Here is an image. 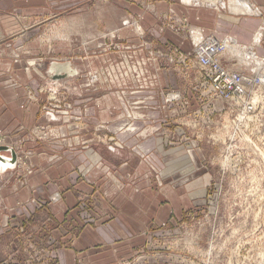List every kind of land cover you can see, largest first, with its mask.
I'll return each mask as SVG.
<instances>
[{"label": "rangeland", "instance_id": "rangeland-1", "mask_svg": "<svg viewBox=\"0 0 264 264\" xmlns=\"http://www.w3.org/2000/svg\"><path fill=\"white\" fill-rule=\"evenodd\" d=\"M97 1L105 2L102 3L107 12L105 18L97 14L96 4L85 6L79 13L84 15L87 22L83 38L90 39L82 40V36L65 39V31L70 36L78 34L77 19L71 18L75 16L72 11L53 10L50 17L38 20L34 29H27V33L34 32L32 43L36 42V51L33 55L21 54L22 65L16 67L18 72L25 70L26 76L28 70L31 71L27 81L11 75L10 70L3 73L8 77L2 82L3 89L25 91L23 105H35L39 122L29 127L14 128L10 132H0L1 155L11 159L13 150L17 164L16 168L0 178V264H61L62 256L67 253L69 264H264V108L262 104L254 103V106L252 103L253 95L260 90L259 84L255 82L247 90L249 95L241 104L235 96L232 100L223 102L217 99L211 102L205 91L197 86L199 73L192 55L194 48L191 52H184L170 46L167 47L166 59L172 64L168 70L174 73L175 81L170 86L174 88L167 91L162 87V74L166 68L159 71L154 64L148 71L145 67L137 70L140 79L136 89L120 85L116 81L115 67L124 66L127 53L138 55L144 52V56L149 58L146 61L158 62L164 51L155 50L154 46L150 49L142 42L127 46L122 42V37L113 38L112 16L109 14L111 1ZM246 1L254 8L261 9L259 16L257 13L243 16L230 12L229 0H220V5L217 3L216 7L210 4L205 6L223 17L220 22L214 14L217 24L212 23L211 26L212 32L223 38L211 37L223 41L236 36L241 42L239 45L245 47L248 54L251 52L264 60V38H261L260 44L253 40L247 42L238 36L233 27L234 19L238 26L244 20L255 19L259 21L255 22L259 27L252 29L254 33L264 24V0ZM183 2L180 0L181 4ZM151 5L144 6L150 9ZM64 19L68 20L69 25L62 28ZM165 20L164 16L159 19L160 28ZM123 24L128 26L129 23L123 21ZM134 24L129 25L131 28L127 27L133 34L136 33ZM155 40L161 44V40ZM257 47L262 49L261 54ZM22 48L24 51V46L15 51L16 57ZM235 55L241 57V62ZM227 56L225 65L240 66L248 74L255 72L256 63L247 62L237 51L230 50ZM71 61L81 69L79 76L58 79L62 84L54 85L55 90H51L50 79L45 74L48 68L62 67ZM144 62L140 58L137 64L142 66ZM37 81L39 85L34 90L31 83L35 85ZM154 91L159 92L161 105L155 100V107L149 106L151 98L146 100L141 97L140 101L135 102L130 100L132 93L139 95ZM191 92L194 98L189 97ZM111 94H115V98ZM97 101L103 103L101 110ZM138 105V109L146 107L151 112L157 111V115L148 117L146 113H140V118L133 117L135 110L132 109ZM124 106L129 111L128 116ZM200 108L203 110L199 111ZM89 109L91 116L87 115ZM46 114H56L61 123L43 124L41 115ZM118 114H125L126 118L119 119ZM59 127L67 128L65 137L58 133ZM68 138L69 141L77 140L67 144L65 141ZM155 140L157 146L154 145ZM148 141H152L156 147L154 150L142 148L138 151L133 148ZM122 143L129 146L124 152L125 161L132 162L131 159L135 158L153 166L155 200L147 195L142 196L146 206L140 209V213L143 212L147 218L145 228H134L129 232L126 229L120 242L115 244L113 240L108 243L98 241L96 247L89 246L81 251L72 249L73 242L84 234L86 238L90 232H94L99 237L100 231L109 232L116 225V218L121 215L114 206L115 200L104 197V200H97L91 196L80 202L83 211L102 207L99 209V221L96 220L92 228L86 227L85 223L93 221V217L87 215L81 218L86 227H80L85 231L81 235L74 224V228L70 229L69 220L57 218L56 208L63 194L61 189L47 195L44 203H38L37 186L41 184V176L49 168H54L50 164L62 162L60 158L76 162L77 157L72 151L81 154L83 160H78L73 171L63 176L59 170V178L49 177L47 185H58L56 181L69 176L73 180L85 181L90 171L95 172L92 175L100 180H110L112 175L132 174L134 168L127 166L126 169L123 162H113L111 169L105 165L106 151H122ZM44 159L49 161L44 162ZM130 164L127 162V165ZM178 166L182 167L181 175L174 168ZM36 180L40 183L34 184ZM96 190L102 193L101 187ZM167 190H175L174 198L167 196ZM7 191L16 196L22 195V192L29 194L26 202L16 205L25 214L19 212L10 217V207L6 206L8 203L4 196ZM34 206L40 210L38 215L31 213ZM60 226L64 228L60 229ZM77 256L84 259L76 260Z\"/></svg>", "mask_w": 264, "mask_h": 264}, {"label": "crops", "instance_id": "crops-1", "mask_svg": "<svg viewBox=\"0 0 264 264\" xmlns=\"http://www.w3.org/2000/svg\"><path fill=\"white\" fill-rule=\"evenodd\" d=\"M111 1V16H112V30H113V38L114 36L117 38L122 37V42H124L127 46H133L138 42H142V44H147V46L150 47L154 46L155 50L160 49V51L163 49V55L160 59V61H146L149 59L148 57L144 56V52L139 53L138 55H135L133 53H127L125 57V63L124 66L122 65L115 67V74H116V81L119 82L120 85H124V87H131L130 89H136L135 87L139 84L138 79H140L139 74L137 73V70L140 67H145L148 71V69L151 68V66L154 64L155 69H165L162 74V81L161 85L163 88H165L167 91L170 87L174 84L173 80L175 78L174 73L170 72L168 70L172 64L171 62L166 59V51L167 47L170 46H176L181 51L184 52H191L195 46L196 40L199 38H206L210 36H215L216 38L222 39L223 37H220L216 34V32H212V23L217 24V19L222 22L223 17L215 10L205 8V6L202 7V5H198L196 3H192L191 1L186 3L183 2L180 3V0H110ZM193 1V0H192ZM105 2H99L97 0H0V132H10L12 130H15L14 128H22V126H31L33 123L39 122V112L35 111L34 106H27L25 107L24 104V92L25 91H11V90H4L2 86V82L7 80L8 77L4 76L3 73H6L10 70L11 75L22 77L24 79V82L27 81V77L29 78L30 70H28V76L25 75L24 71L18 72L16 70L17 66H21L22 62L20 59L21 54L23 55H33L34 51H36V42L32 43V38H34L32 35L34 32L30 31V33H27L28 30L34 29L36 25H38V20L42 18H48L52 15L53 10L57 11H72L74 12L75 16H71V18L77 19V35H71L68 31H63L65 39H75L74 36L81 37L82 40H87L90 38H83L84 34V25L87 23L86 18L83 14H79L81 11L84 10L85 6H92L93 4H96L97 6V14L105 18L107 15L106 10L104 9L105 5L102 4ZM190 3V4H189ZM250 3V2H249ZM151 5L150 9H147L144 5ZM193 4V5H192ZM142 5L143 7L139 6ZM251 5V3H250ZM251 7L257 11L258 14L261 13V9L254 8V6L251 5ZM150 10V11H149ZM7 14H11L12 16H7ZM214 14L217 15L214 18ZM166 19L163 23V27L160 28V22L159 19L163 18ZM221 16V17H220ZM245 16V15H243ZM68 18V17H67ZM129 23L128 26L122 23ZM130 21V22H129ZM106 22V21H105ZM135 22V24H134ZM255 22L259 21L252 19L251 21H248V19L243 21L241 24L236 25L234 23V28L236 29V32H238V36H241L245 39V41L249 42L250 40L256 41L257 35H259V42L261 43V38L264 37V24L260 27V30L256 31L258 25L255 24ZM159 23V24H157ZM130 24H134V29L136 30V33L133 34L130 29H127ZM69 25L68 20L64 22L62 21L61 27L65 28ZM157 25L159 27H157ZM242 25V26H241ZM212 26V27H211ZM255 29L254 33L252 29ZM26 28L25 30L21 31L20 29ZM131 28V27H129ZM17 29L18 31L14 32V30ZM90 30V28H88ZM19 30L21 32H19ZM263 31V32H262ZM132 32V33H131ZM226 32V31H225ZM260 32V33H259ZM258 33V34H257ZM17 34V35H16ZM240 34V35H239ZM263 36H262V35ZM138 36V37H137ZM201 36V37H200ZM234 37V36H233ZM161 40V44L156 41L155 39ZM236 38V36H235ZM238 41V37L236 38ZM64 41V40H63ZM257 42V41H256ZM29 43V44H26ZM254 43V42H253ZM68 45V44H66ZM7 46L12 47L10 49L7 48ZM21 46H24V51H28L29 53H24L23 48L20 50L19 56L17 57L14 55L17 49H19ZM259 53H262V49L260 47H257ZM256 48V49H257ZM54 49V47H53ZM45 50V49H41ZM63 53H66V51H62ZM160 52V53H162ZM115 54V53H114ZM181 54V53H180ZM36 55L38 56L39 53L36 52ZM159 57V58H160ZM143 59L145 60L144 65L138 66V60ZM166 60H168V63ZM74 62V61H73ZM68 62L66 65H63L62 67H55L53 65L52 69L48 68V71L45 73L49 81V86L51 87V90L54 89V85L62 84L61 82L57 81L58 79H65L67 77H73L75 78L79 76L81 69L78 68V65ZM75 64V65H74ZM157 64V65H156ZM158 67V68H157ZM55 70L59 71V75H62V77H55ZM23 75V76H22ZM139 77V78H138ZM32 86H34V90L38 88L39 82L37 81L34 85L33 82L31 83ZM118 84V85H119ZM120 87V86H119ZM159 92H147L145 94H134L132 93L130 100L132 101H140L141 97L144 99L151 98L152 102L148 103L149 106L155 107V100L159 103L158 105H161L160 101V95H158ZM189 97H193V93H189ZM110 96H113L115 98V94H111ZM149 96V97H148ZM158 98V99H157ZM98 103L100 101H97ZM149 102V101H148ZM117 103L119 104V101L117 100ZM100 105V106H99ZM99 109L101 110L103 107V103L98 104ZM122 109V106L119 105ZM148 107V106H147ZM25 108H29V110H26ZM124 110L126 111V116H128L129 111L124 106ZM137 108V109H136ZM139 105L135 107V110L132 112V116L140 115V113H146V116L148 117H155L154 115H157V111H149L146 107H141L140 109ZM154 109V108H153ZM151 109V110H153ZM156 109V108H155ZM95 111V109H94ZM148 111V112H147ZM91 109H89L87 115L91 116L92 114ZM105 114V113H102ZM125 114L120 116L118 114L119 119H124ZM56 114H46L41 115L42 120L41 122L43 124H59L61 123V119L58 118V116H55ZM45 119H44V118ZM140 118V117H139ZM89 121V119H87ZM96 120V119H95ZM158 120V119H155ZM154 120V121H155ZM46 121V122H44ZM127 121V120H126ZM126 121H123L126 122ZM90 122V121H89ZM122 123V124H123ZM121 124V122H119ZM120 126V125H119ZM66 127H59L57 130L58 133H60V136L65 137L66 136ZM139 132L138 135H140L139 129H137ZM77 139H71L65 141V143L68 144L76 141ZM154 145H156V140L154 141ZM157 144H159V141H157ZM152 145V141L147 144H141L138 147H133L135 150L140 151L142 148H149L148 150H154L156 147ZM122 151H117L114 149H108L106 153L104 154L105 158V165L107 167H111L112 163L115 162L116 164H122V162L126 165L125 168H134V172L132 174H119V177H114L110 180H107L105 178L104 180L97 179L96 176H93L95 172H88L87 180L81 181L78 179H71V176L69 178H63L62 180L56 181L58 185H47L50 178H59V170L62 173L61 175H65L68 172H72L74 169V164L78 163V160H83V156L79 153L74 154V151H72L73 155H75L76 162H72L71 159L64 160L60 158V163H54L53 165L50 164V166H54V168H49L47 171H45V174H43L41 177L43 178L40 180L41 184L38 187V193L36 196V200H38V203H44L45 198L50 193H54L55 190H60L63 192L61 201L58 202V207L56 208V212H58L57 218H62V220H69L70 221V229L75 227H78V233L82 235L85 231L83 229H80V227L84 228L86 227L92 228V224H94L97 221H99V217L101 215V205L98 209V207H95V209H88L83 211L81 208L80 202L84 201L87 197L93 196V198H96L97 200L103 197L110 199L114 202V206L118 210V214L121 215V217H117V222L114 227H111L110 231L102 230L100 231V235L95 236L94 232H90L87 237L85 238V234L83 237L77 238L75 242H73L72 249H75L77 251H81L86 249L89 246L96 247V242H107L112 241L115 244V242H120V240L125 233L126 229L128 232L132 229H141L145 228V219H147L143 212L140 213V209L143 206H146V203H144L142 196L147 195L148 198L154 197V181L153 176L154 174L151 172V169L153 166L151 164L148 165L143 160L139 159H131L132 162H129L128 160L125 161L127 158L124 159L125 155L124 152L129 149V146L125 143H122ZM157 146V145H156ZM62 155V154H60ZM121 155H123L121 157ZM71 157V155H69ZM139 156V155H138ZM191 157V156H190ZM188 158V157H187ZM62 159V160H61ZM124 159V160H121ZM192 159V157H191ZM190 159V161H191ZM188 160V159H187ZM49 161V159H44V162ZM128 163H131L130 165H127ZM2 164V163H0ZM6 166L5 164H3ZM49 166V167H50ZM182 166V165H180ZM6 171L3 173H0V178L3 177L4 173L10 172V167L6 166ZM48 168V167H46ZM126 168V169H127ZM175 170L181 175L180 168L182 167H174ZM58 169V171H57ZM111 169V168H110ZM155 169V168H154ZM109 169H105L107 171ZM44 172V171H43ZM65 173V174H64ZM172 173V171H171ZM126 174V175H125ZM131 175H134L131 176ZM50 177V178H49ZM111 177V175H110ZM123 177V178H122ZM73 178V177H72ZM127 180H130L131 183H129ZM39 180L34 181V184L40 183ZM130 184V185H129ZM190 186V185H189ZM101 187L102 193L96 189ZM153 190H152V189ZM49 191V192H48ZM22 195H14L15 193H11L9 191L5 192L4 196L7 199V205L10 207L9 215L10 217L16 216L19 214V212L25 214V212L16 207V205L19 202H26L28 200L29 194L27 192H22ZM43 193L45 195H43ZM164 194V193H163ZM167 196L170 198L175 196V190H167ZM42 195V196H41ZM165 196V195H164ZM169 198V199H170ZM185 201L186 195L184 196ZM155 199L153 198V201ZM152 201V200H151ZM156 203V202H155ZM158 204V203H156ZM155 205V204H153ZM70 209V211H69ZM20 210V211H19ZM144 210V208H143ZM40 210L37 209V207L32 208V215L39 214ZM100 211V212H99ZM165 212V211H164ZM90 213V214H89ZM3 214V213H2ZM89 215L93 221H89L88 223H85L81 218L83 216ZM115 215V212L113 216ZM24 216V215H22ZM29 218L31 216L27 215ZM144 216V217H143ZM1 217V215H0ZM139 219H137V218ZM26 218V217H25ZM22 218H19L18 220H21ZM138 222H136V221ZM67 223V222H66ZM119 223V225H118ZM74 224V225H73ZM72 225L74 227H72ZM85 227V228H86ZM64 228L60 226V229ZM85 230V229H84ZM140 233V232H139ZM113 234V235H110ZM102 246V244L100 243ZM100 247V246H99ZM79 254H83L79 252ZM84 259V257L77 256L76 260ZM69 258L68 253L62 256L61 264H69ZM83 261V260H82Z\"/></svg>", "mask_w": 264, "mask_h": 264}, {"label": "built area", "instance_id": "built-area-1", "mask_svg": "<svg viewBox=\"0 0 264 264\" xmlns=\"http://www.w3.org/2000/svg\"><path fill=\"white\" fill-rule=\"evenodd\" d=\"M225 42L220 41L214 37L204 39L194 46L193 57L196 60V71H198L197 86L200 90L205 91L206 97L212 101L217 99L227 101L237 97L242 100H246L249 93L248 89L252 87L255 82L260 83V78L254 74H248L246 71L234 74L235 65H225ZM254 58H259L255 54L251 53ZM252 58V57H251ZM264 61V60H262ZM230 66V67H229ZM251 84L247 89L243 84ZM259 91L255 92L252 97V103L254 106L255 96L259 94V98L263 99L259 104H262L264 108V87L259 84ZM263 96V97H262ZM254 99V100H253ZM254 101V102H253ZM200 108L199 111H202ZM244 112V111H243Z\"/></svg>", "mask_w": 264, "mask_h": 264}, {"label": "bare ground", "instance_id": "bare-ground-1", "mask_svg": "<svg viewBox=\"0 0 264 264\" xmlns=\"http://www.w3.org/2000/svg\"><path fill=\"white\" fill-rule=\"evenodd\" d=\"M186 0H184L185 2ZM192 2V3H196L198 5H202V6H206V5H214L216 7L217 3L220 1V0H205L204 3L203 0H187L186 3L188 2ZM190 4V3H189ZM220 5V3H218ZM229 4V11L232 12V13H235L236 15H250L252 16L253 13L256 14L258 13L257 11H255L250 3L246 0H229L228 2ZM193 5V4H192ZM257 15V14H256ZM233 21V20H232ZM236 25H237V21L234 19L233 21ZM132 25V24H131ZM260 30V29H259ZM263 32V31H262ZM260 33V32H259ZM258 34V33H257ZM260 35V34H259ZM259 35H257L256 37V41L259 43ZM262 35V34H261ZM263 36V35H262ZM201 37V36H200ZM264 38V37H263ZM200 39V40H199ZM205 38H199L198 37V43H200V41H204ZM224 42H225V52L223 53V55L228 59V56L227 54L229 55L230 53V50H234V51H237L238 52V55L240 56H244L246 58V61L251 63V64H254L256 63L255 65V72L253 73L254 75H257L259 76L260 78V85L261 87H264V61H262L260 58H254L253 59V55L251 54H248L247 52V49L245 47H241L239 44H241L240 41H238L235 37H227L224 39ZM196 43V45L198 44ZM260 44V43H259ZM241 52V54H240ZM237 56V55H235ZM238 57V56H237ZM252 57V58H251ZM239 58V57H238ZM244 59V58H242ZM253 59V60H252ZM239 62H241V57L239 58ZM230 67V66H229ZM233 70H235V73L234 74H239L240 72L243 73V71H245L244 69H242L240 66L235 67L233 68ZM245 88H249L251 86V84L247 83V84H243ZM52 93V92H51ZM28 94V93H27ZM57 94V93H56ZM255 101L257 102H254L255 104L259 102L258 101H262L263 99L259 98V95H256L255 96ZM38 130V129H37ZM216 136V135H215ZM74 142V141H73ZM6 166H4L3 164H0V173H3L6 171ZM26 206V205H25ZM37 240V239H36Z\"/></svg>", "mask_w": 264, "mask_h": 264}, {"label": "water", "instance_id": "water-1", "mask_svg": "<svg viewBox=\"0 0 264 264\" xmlns=\"http://www.w3.org/2000/svg\"><path fill=\"white\" fill-rule=\"evenodd\" d=\"M55 76L56 77H62V75H59V71L58 70H55ZM1 151H3V150L0 149V163L5 164L6 166H9L10 170L16 168L17 164H16V160H15V152L13 150H11L12 157H11V159H9V158L3 157L1 155Z\"/></svg>", "mask_w": 264, "mask_h": 264}]
</instances>
